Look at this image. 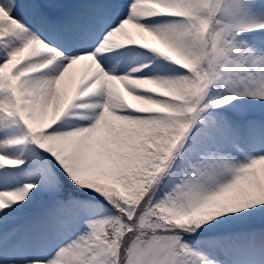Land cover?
Masks as SVG:
<instances>
[{
    "label": "snow or ice",
    "instance_id": "snow-or-ice-1",
    "mask_svg": "<svg viewBox=\"0 0 264 264\" xmlns=\"http://www.w3.org/2000/svg\"><path fill=\"white\" fill-rule=\"evenodd\" d=\"M0 264H264V0H0Z\"/></svg>",
    "mask_w": 264,
    "mask_h": 264
}]
</instances>
